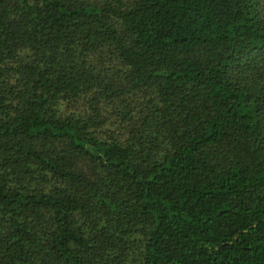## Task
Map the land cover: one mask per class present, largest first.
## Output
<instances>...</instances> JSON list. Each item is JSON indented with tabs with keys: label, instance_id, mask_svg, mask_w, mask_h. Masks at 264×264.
<instances>
[{
	"label": "trees",
	"instance_id": "obj_1",
	"mask_svg": "<svg viewBox=\"0 0 264 264\" xmlns=\"http://www.w3.org/2000/svg\"><path fill=\"white\" fill-rule=\"evenodd\" d=\"M0 264H264V0H0Z\"/></svg>",
	"mask_w": 264,
	"mask_h": 264
}]
</instances>
